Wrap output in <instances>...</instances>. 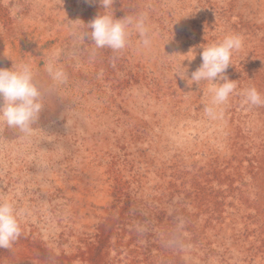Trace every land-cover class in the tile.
Instances as JSON below:
<instances>
[{
    "label": "rangeland",
    "instance_id": "374dc122",
    "mask_svg": "<svg viewBox=\"0 0 264 264\" xmlns=\"http://www.w3.org/2000/svg\"><path fill=\"white\" fill-rule=\"evenodd\" d=\"M263 9L264 0H114L110 12L117 19L146 17L151 39L143 46L130 27L127 47L114 52L95 49L68 28L70 20L94 19L99 0H0V68L31 65L43 104L31 137L0 125V199L21 213V235L11 248H0V264H103L108 256L131 264L137 253L138 264H148L151 252L155 264H182L172 249L183 222L194 235L182 247L200 258L204 253L209 264H255L264 251V218L250 211L249 223L237 227L236 205L247 196L257 206L264 197V106L244 104L239 93L255 87L264 96ZM77 25L78 33L88 31ZM233 33L243 37V47L226 74L237 89L211 119L204 112L211 85L189 86L174 73L181 54L196 50L194 63L184 61L190 76L202 63L200 47ZM49 61L65 71V83H53ZM240 134L236 153L231 141ZM234 225L238 240L248 242L241 262L231 250ZM206 232L216 239L210 245L203 243ZM112 244H120L117 251H107Z\"/></svg>",
    "mask_w": 264,
    "mask_h": 264
},
{
    "label": "clouds",
    "instance_id": "9594fccd",
    "mask_svg": "<svg viewBox=\"0 0 264 264\" xmlns=\"http://www.w3.org/2000/svg\"><path fill=\"white\" fill-rule=\"evenodd\" d=\"M102 11L90 22L85 24L77 19L68 25L73 36L77 39H90L95 49L109 48L119 52L127 47L130 27L139 34L140 43L147 47L151 43L149 28L146 25V17L141 14L138 17L124 16L117 19L110 12L114 0H99ZM82 22L88 31L80 34L77 32V22ZM200 47V46H199ZM243 47V37L239 34H227L216 43L200 47L201 65L188 74V67L184 61L191 63L196 58L195 48L189 49L174 75L180 77L191 86L200 85L207 81L211 87L210 104L204 107L205 114L216 119L222 113H218V106L228 102L229 97L236 92L237 83L228 78L226 70L232 65V56ZM45 70L54 84H63L67 75L62 68L56 66L53 61L45 64ZM243 103L251 106H264V96L255 87L242 90ZM41 91L34 83V73L29 64H15L12 67L0 68V125L17 128L25 137L33 134V125L36 124L43 109ZM21 215L13 203L7 199H0V248L9 249L21 235Z\"/></svg>",
    "mask_w": 264,
    "mask_h": 264
},
{
    "label": "bare ground",
    "instance_id": "6f19581e",
    "mask_svg": "<svg viewBox=\"0 0 264 264\" xmlns=\"http://www.w3.org/2000/svg\"><path fill=\"white\" fill-rule=\"evenodd\" d=\"M259 1V0H258ZM254 2V1H253ZM257 5V4H256ZM51 6V5H50ZM245 7V6H244ZM48 8V7H47ZM256 8V7H255ZM263 8V7H262ZM246 9V8H245ZM49 10V9H48ZM60 10V9H59ZM58 10V11H59ZM63 10V9H62ZM264 10V9H263ZM50 11V10H49ZM58 11H57V13H58ZM240 11V10H239ZM242 11V10H241ZM240 11V12H241ZM248 11V10H247ZM60 12H62V11H60ZM245 12V11H244ZM264 12V11H263ZM63 13V12H62ZM62 13H59V14H62ZM65 13V12H64ZM50 14V13H49ZM52 14H53V12H52ZM57 15V14H56ZM51 16V15H50ZM63 16V15H62ZM58 17V16H57ZM262 17V16H261ZM255 18V17H254ZM258 18V17H257ZM29 22H30V20H29ZM33 23V22H32ZM35 24V23H34ZM48 24V23H47ZM249 24V23H248ZM247 24V25H248ZM50 25V24H49ZM254 25V24H253ZM252 25V26H253ZM31 26V25H30ZM46 26V25H45ZM39 27V26H38ZM46 27H48V26H46ZM243 27V26H242ZM30 28V27H29ZM36 28H37V26H36ZM41 28H42V26H41ZM40 28V29H41ZM51 28V27H50ZM229 28V27H228ZM247 28V27H246ZM44 29V28H43ZM243 29V28H242ZM47 30V29H46ZM230 30V29H229ZM262 30H264V29H262ZM41 31V30H40ZM49 31V30H48ZM244 31V30H243ZM262 32V31H261ZM47 34V33H46ZM254 34V33H253ZM227 35V34H226ZM264 37V36H263ZM223 39V38H222ZM249 44V43H248ZM245 45V44H244ZM260 46V45H259ZM245 50H246V48H245ZM248 50V49H247ZM9 51V50H8ZM12 53V52H11ZM0 54H1V52H0ZM178 55V54H177ZM180 55V54H179ZM175 58V57H174ZM165 59V58H164ZM5 60V59H4ZM9 60V59H8ZM175 60V59H174ZM196 60V59H195ZM2 62V61H1ZM161 63V62H160ZM177 63V62H176ZM193 63H194V61H193ZM244 63V62H243ZM252 63V62H251ZM185 64V63H184ZM186 64H188V63H186ZM191 65V64H190ZM251 65V64H250ZM162 66V65H161ZM166 66V65H165ZM177 66V65H176ZM179 66V65H178ZM2 67V66H1ZM152 67V66H151ZM255 67H256V65H255ZM152 68H154V67H152ZM157 71V70H156ZM159 71V70H158ZM168 71V70H167ZM190 71V70H189ZM188 71V72H189ZM164 72V71H163ZM165 73V72H164ZM171 74V73H170ZM262 74V73H261ZM165 75V74H164ZM159 76V75H158ZM175 76V75H174ZM171 78V77H170ZM260 78V77H259ZM176 79V78H175ZM185 82V81H184ZM203 82V81H202ZM181 84V83H180ZM256 84V83H255ZM254 84V85H255ZM258 85V84H257ZM174 86V85H173ZM177 86V85H176ZM175 86V87H176ZM185 87V86H184ZM181 88V87H180ZM185 89H187V88H185ZM190 89V88H189ZM262 89H264V88H262ZM189 91V90H188ZM259 92V91H258ZM231 98H233L232 96H231ZM168 100V99H167ZM186 100V99H185ZM205 100V99H204ZM207 100V99H206ZM169 101H170V99H169ZM184 101V100H183ZM190 101V100H189ZM230 101V100H229ZM228 101V102H229ZM241 101V100H240ZM176 102V101H175ZM231 102V101H230ZM166 103H167V101H166ZM176 103H178V101L176 102ZM180 103V102H179ZM210 103V102H209ZM183 104V103H182ZM181 104V105H182ZM174 105V104H173ZM169 107V106H168ZM223 107V106H222ZM171 108H172V106H171ZM175 108V107H174ZM231 108V107H230ZM222 110H223V108H222ZM224 112V111H223ZM202 113V112H201ZM241 113V112H240ZM246 114V113H245ZM258 115V114H257ZM203 117V116H202ZM262 117V116H261ZM166 118V117H165ZM224 118V117H223ZM231 118V117H230ZM229 118V119H230ZM254 118V117H253ZM260 118V117H259ZM164 119V118H163ZM252 119V118H251ZM249 120V119H248ZM260 120V119H259ZM191 122V121H190ZM223 122V121H222ZM226 122V121H225ZM229 122V121H228ZM263 122V121H262ZM213 123V122H212ZM224 123V122H223ZM230 123V122H229ZM232 123V122H231ZM248 123V122H247ZM246 124V123H245ZM263 124H264V122H263ZM196 125V124H195ZM210 125V124H209ZM236 125V124H235ZM243 125V124H242ZM193 126V125H192ZM201 126V125H200ZM203 126V125H202ZM218 126H220V125H218ZM227 126V125H226ZM237 126V125H236ZM244 127V126H243ZM164 128V127H163ZM230 128V127H229ZM237 129V128H236ZM240 129V128H239ZM255 129V128H254ZM210 129H208V131H209ZM228 130V129H227ZM232 130V129H231ZM258 130V129H257ZM226 131V130H225ZM233 131H235V130H233ZM240 131V130H239ZM215 132H217V131H215ZM241 132V131H240ZM258 132H259V130H258ZM199 133H200V131H199ZM227 133H229V132H227ZM212 134V133H211ZM238 134V133H237ZM257 134V133H256ZM255 134V135H256ZM157 135V134H156ZM187 135V134H186ZM252 135V134H251ZM231 136V135H230ZM229 136V137H230ZM219 137H221V136H219ZM236 137V136H235ZM256 137V136H255ZM212 138V137H211ZM224 138V137H223ZM243 138H245V136L244 137H242V135L240 134V137H239V140H235L236 142H232L231 141V145H234V152H238L239 150H240V148H241V146H242V142H239L240 141V139H243ZM214 139V138H213ZM248 140H249V138H248ZM261 140V139H260ZM226 141V140H225ZM233 141H234V138H233ZM194 142V141H193ZM204 142V141H203ZM201 143V142H200ZM245 143V142H244ZM263 145V144H262ZM258 146V145H257ZM256 146V147H257ZM195 148V147H194ZM198 148V147H197ZM230 148V147H229ZM228 148V149H229ZM253 148V147H252ZM16 149V148H15ZM159 149V148H158ZM205 149V148H204ZM244 149V148H243ZM246 149V148H245ZM209 150V149H208ZM177 151V150H176ZM197 151V150H196ZM212 152V151H211ZM253 152V151H252ZM262 152H264V151H262ZM209 153H210V151H209ZM213 153V152H212ZM216 153V152H215ZM220 153V152H219ZM232 153V152H231ZM249 153V152H248ZM259 153V152H258ZM20 154H22V153H20ZM158 154V153H157ZM221 154V153H220ZM230 154V153H229ZM235 154V153H234ZM156 155V154H155ZM215 155V154H214ZM222 155V154H221ZM226 155V154H225ZM240 155V154H239ZM191 156V155H190ZM202 156V155H201ZM237 156V155H236ZM187 157V156H186ZM232 157V156H231ZM239 157V156H238ZM241 157V156H240ZM155 158V157H154ZM20 159V158H19ZM217 159V158H216ZM220 159V158H219ZM228 159V158H227ZM233 159V158H232ZM8 160V159H7ZM173 160V159H172ZM199 160V159H198ZM231 160V159H230ZM191 161V160H190ZM234 161V160H233ZM236 161V163L239 161L238 159H236L235 160ZM234 161V162H235ZM246 161V160H245ZM20 162V161H19ZM28 162V161H27ZM146 162V161H145ZM184 162V161H183ZM189 162V161H188ZM221 162H223V157L221 158ZM230 162V161H229ZM35 163V162H34ZM42 163V162H41ZM147 163V162H146ZM172 163V162H171ZM209 163V162H208ZM226 163V162H225ZM243 163V162H242ZM258 163V162H257ZM17 164V163H16ZM33 164V163H32ZM180 164V163H179ZM27 165V164H26ZM173 165V164H172ZM238 165H240V164H238ZM261 165V164H260ZM40 166H41V164H40ZM163 166V165H162ZM263 166V165H262ZM24 167V166H23ZM22 167V168H23ZM29 167V166H28ZM35 167V166H34ZM42 167V166H41ZM228 167H229V163H228ZM244 167V166H243ZM19 168V167H18ZM171 168V167H170ZM176 168V167H175ZM180 168V167H179ZM222 168V167H221ZM220 168V169H221ZM235 168V167H234ZM37 169V168H36ZM167 169V168H166ZM174 169V168H173ZM201 169V168H200ZM212 169V168H211ZM214 169V168H213ZM245 169V168H244ZM28 170V169H27ZM40 170V169H39ZM43 170H44V167H43ZM56 170V169H55ZM159 171H158V173H159V176L161 177L162 176V173L164 172V167H162L161 169H158ZM177 170V169H176ZM238 170V169H237ZM263 170V169H262ZM20 171V170H19ZM26 171V170H25ZM48 171V170H47ZM53 171V170H52ZM169 171V170H168ZM194 171V170H193ZM207 171V170H206ZM229 171V170H228ZM241 171V170H240ZM246 171V170H245ZM261 171V170H260ZM17 172V171H16ZM43 172V171H42ZM50 172V171H49ZM58 172V171H57ZM258 172V171H257ZM263 172V171H262ZM15 173V172H14ZM20 173H21V171H20ZM32 173V172H31ZM139 173V172H138ZM169 173H171V172H169ZM175 173V172H174ZM173 173V174H174ZM188 173V172H187ZM196 173V172H195ZM198 173V172H197ZM228 173H230V172H228ZM237 173V172H236ZM243 173V172H242ZM249 173V172H248ZM261 173V172H260ZM98 174V173H97ZM143 174V173H142ZM182 174H184V173H182ZM194 174V173H193ZM217 174V173H216ZM225 174V173H224ZM235 174V173H234ZM239 174H241V173H239ZM39 175V174H38ZM57 175V174H56ZM181 175V174H180ZM197 175V174H196ZM199 175V174H198ZM220 175V174H219ZM242 175V174H241ZM18 176V175H17ZM26 176V175H25ZM24 176V177H25ZM35 176V175H34ZM34 176H32V177H34ZM190 176V175H189ZM195 176V175H194ZM212 176V175H211ZM214 176V175H213ZM48 177V176H47ZM175 177V176H174ZM182 177V176H181ZM186 177V176H185ZM193 177V176H192ZM199 177V176H198ZM140 178V177H139ZM206 178V177H205ZM220 178V177H219ZM252 178V177H251ZM254 178V177H253ZM18 179V178H17ZM35 179V178H34ZM54 179V178H53ZM164 179V178H163ZM171 179V178H170ZM190 179V178H189ZM188 179V180H189ZM193 179V178H192ZM213 179V178H212ZM25 180H28V179H25ZM43 180V179H42ZM174 180V179H173ZM177 180V179H176ZM179 180V179H178ZM177 180V181H178ZM196 180V179H195ZM207 180V179H206ZM225 180V179H224ZM251 180V179H250ZM253 180V179H252ZM14 181H15V179H14ZM56 181V180H55ZM137 181V180H136ZM155 181V180H154ZM205 181V180H204ZM217 181V180H216ZM263 181V180H262ZM21 182V181H20ZM43 182V181H42ZM59 182V181H58ZM135 182V181H134ZM185 182V181H184ZM188 183H189V181H187ZM44 183V182H43ZM160 183H161V180H160ZM163 183V182H162ZM180 183V182H179ZM217 183V182H216ZM219 183V182H218ZM217 183V184H218ZM224 183V182H223ZM232 183V182H231ZM257 183V182H256ZM41 184V183H40ZM182 184V183H181ZM193 184V183H192ZM16 185V184H15ZM21 185V184H20ZM91 185V184H90ZM145 185V184H144ZM161 185V184H160ZM154 186V185H153ZM170 186V185H169ZM175 186H177L176 184H175ZM183 186V185H182ZM188 186V185H187ZM190 186V185H189ZM189 186H188V188H189ZM254 186V185H253ZM252 186V187H253ZM71 187V186H70ZM69 187V188H70ZM85 187V186H84ZM143 187V186H142ZM193 187V186H192ZM204 187H206V186H204ZM209 187V186H208ZM256 187H257V185H256ZM72 188V187H71ZM88 188H89V185H88ZM96 188H99V187H96ZM170 188V187H169ZM172 188V187H171ZM184 188H186V187H184ZM262 188V187H261ZM94 189V188H93ZM154 189V188H153ZM220 189V188H219ZM86 190V189H85ZM88 190V189H87ZM193 190V189H192ZM199 190V189H198ZM227 190V189H226ZM226 190H225V192H226ZM75 191V190H74ZM79 191V190H78ZM211 191V190H210ZM246 191H248V190H246ZM69 192H71V191H69ZM82 192H84V191H82ZM99 192H101V191H99ZM177 192V191H176ZM181 192V191H180ZM186 192V191H185ZM188 192V191H187ZM231 192V191H230ZM252 192V194H255V191L253 190V191H251ZM81 193V192H80ZM168 193V192H167ZM199 193V192H198ZM79 194V193H78ZM87 194V193H86ZM186 194V193H185ZM227 194V193H226ZM257 194H259V192H257ZM81 195V194H80ZM170 195V194H169ZM180 195V194H179ZM179 195H178V197H179ZM183 195V194H182ZM190 195H191V193H190ZM189 195V196H190ZM202 195V194H201ZM210 195V194H209ZM218 195V194H217ZM220 195V194H219ZM176 196V195H175ZM175 196H173V197H175ZM211 196V195H210ZM214 196V195H213ZM242 196V195H241ZM248 196H252V195H248ZM83 198V197H82ZM97 198V197H96ZM95 198V199H96ZM100 198V197H99ZM159 198V197H158ZM181 198V197H180ZM86 199V198H85ZM91 199V198H90ZM93 199V198H92ZM169 199V198H168ZM175 199V198H174ZM187 199V198H186ZM202 199V198H201ZM205 199V198H204ZM217 199V198H216ZM195 200V199H194ZM197 200V199H196ZM200 200V199H199ZM234 200V199H233ZM260 200V199H259ZM185 201V200H184ZM210 201V200H209ZM215 201V200H214ZM220 201V200H219ZM98 202V201H97ZM194 202V201H193ZM217 202V201H216ZM184 203V202H183ZM190 203V202H189ZM200 203V202H199ZM229 203V202H228ZM254 202H252V199L251 198H247V196H244V197H242V199H241V202L240 203H237V205H236V208H241V211H240V213H241V216L240 217H238V221H239V224H237V227H238V225H242V223L244 222L246 225L249 223V221H247V220H245L246 218H248V215H249V212L250 211H255V214H257L258 216H259V218L262 220L263 218H264V197H263V200H262V202H258V204H257V206H255V205H252ZM175 204V203H174ZM180 204V203H179ZM196 204V203H195ZM214 204V203H213ZM227 204V203H226ZM230 204V203H229ZM188 205V204H187ZM217 205V204H216ZM185 206V205H184ZM189 206V205H188ZM193 206V205H192ZM191 206V207H192ZM195 206V205H194ZM202 206V205H201ZM201 206H200V208H201ZM222 206V205H221ZM227 206V205H226ZM229 207V206H228ZM185 208V207H184ZM197 208V207H196ZM205 208V207H204ZM198 209V208H197ZM249 209H251V210H249ZM196 210V209H195ZM220 210V209H219ZM189 211V210H188ZM197 212V211H196ZM211 213V212H210ZM162 214V213H161ZM218 214V213H217ZM224 214V213H223ZM210 215V214H209ZM216 215V214H215ZM207 216H208V214H207ZM230 216V215H229ZM238 216V215H237ZM237 216H236V218H237ZM212 217V216H211ZM225 217V216H224ZM166 218V217H165ZM173 218V217H172ZM182 218V217H181ZM181 218H178V219H181ZM258 218V219H259ZM188 219V218H187ZM187 219H185V220H187ZM193 219V218H192ZM209 219H210V217H209ZM226 219V218H225ZM259 219V220H260ZM188 221V220H187ZM186 221V222H187ZM236 221V220H235ZM170 222V221H169ZM196 222V221H195ZM205 222V221H204ZM204 222H202V221H199V226L201 227L202 226V228H204ZM81 223H82V225L84 224L85 226H87V225H89V221L88 220H86V219H84L83 220V222L81 221ZM207 223V222H206ZM217 223V222H216ZM222 223V222H221ZM225 223H227V222H225ZM195 224H197V223H195ZM194 225V224H193ZM77 226H78V224H77ZM163 226V225H162ZM206 226V225H205ZM224 226V225H223ZM229 226V225H228ZM174 227H175V225H174ZM234 227H235V225H234ZM237 227H235V230L233 229V230H230V233H231V231H233V234H234V238L232 239V242H231V247H232V251L234 252V254L235 253H237L238 254V257H239V261L241 262V260H242V254H243V252H245L246 251V247H247V245H248V242H243L242 240H238V237L240 236V233L239 232H235L238 228ZM209 228H210V226H209ZM189 226H188V224H186L185 222H183L182 224L180 223V225L178 226V230H176V232H175V240H176V243H177V246H176V248L173 250L172 249V252H175V254L177 255V258H179V260L181 261V263L182 264H209L208 263V261H207V258H206V255L203 253L201 256H202V258H200V255H197L194 251H189L188 249H186L184 246L182 247V245L184 244V242H186V241H191V237H192V235H194V234H191V232L189 233ZM218 229H219V227H218ZM253 229V228H252ZM170 230V229H169ZM198 230V229H197ZM200 230V229H199ZM216 230V229H215ZM220 230V229H219ZM200 232V231H199ZM224 232V231H223ZM228 232V231H227ZM142 233V232H141ZM144 233V232H143ZM163 233V232H162ZM187 233H188V236H187ZM198 233V232H197ZM150 234V233H149ZM181 234H186L185 236L186 237H183ZM190 234H191V236H190ZM206 234H207V232H206ZM46 235V234H45ZM45 235H43V236H45ZM141 234H139V236H140ZM221 235V234H220ZM242 235V234H241ZM263 235H264V233H263ZM136 236V235H135ZM138 236V237H139ZM222 236V235H221ZM153 237V236H152ZM169 237V236H168ZM194 237H196V236H194ZM204 237L205 238H203V243L204 244H209V243H211V242H215L216 241V239L215 238H213L214 236H211V235H204ZM227 237H229V236H227ZM45 238V237H44ZM51 238V237H50ZM136 238H137V236H136ZM143 238V237H142ZM141 238V239H142ZM251 238H253V237H251ZM43 239V238H42ZM48 239V238H47ZM52 239V238H51ZM110 239V238H109ZM138 239V238H137ZM162 239V238H161ZM201 239V238H200ZM255 239V238H254ZM261 239V238H260ZM50 240V239H49ZM74 240H76V239H74ZM140 240V239H139ZM159 240V239H158ZM226 240V239H225ZM259 240V239H258ZM118 241H119V239H118ZM166 241V240H165ZM189 241V242H190ZM46 242V241H45ZM112 242V241H111ZM197 242V241H196ZM217 242H220L219 240H217ZM251 242V241H250ZM249 242V243H250ZM261 242H262V240H261ZM51 243V242H50ZM55 243V242H54ZM65 243V242H64ZM70 243H71V241H70ZM69 243V244H70ZM202 243V242H201ZM200 243V244H201ZM56 244V243H55ZM72 244H73V241H72ZM260 244V243H259ZM54 245V244H53ZM210 245V244H209ZM250 245H251V243H250ZM261 245V244H260ZM259 245V246H260ZM61 246V245H60ZM135 246V245H134ZM156 246V245H155ZM258 246V245H257ZM110 248L107 250V251H111V250H114V251H117L118 250V248L120 247V244H112V245H110L109 246ZM122 247V246H121ZM198 247V246H197ZM204 247V246H203ZM206 247V246H205ZM257 248V247H256ZM210 249V248H209ZM250 249V248H249ZM207 250V249H206ZM214 250V249H213ZM197 251V250H196ZM199 251V250H198ZM210 251V250H209ZM226 251V250H225ZM254 251V250H253ZM256 251V250H255ZM259 251V250H258ZM105 252V251H104ZM112 252V251H111ZM142 252V251H141ZM160 252V251H159ZM18 253V252H17ZM16 253V254H17ZM23 253H25V251L23 252ZM28 253V252H27ZM32 253V252H31ZM110 253V252H109ZM136 253V252H135ZM208 253V252H207ZM257 253V252H256ZM211 254V253H210ZM216 254V253H215ZM26 255V254H25ZM33 255V254H32ZM137 255H138V253H137ZM137 255L136 256H133L134 257V259L132 260V262H131V264H138V262L136 261V258H137ZM142 255V254H141ZM221 255V254H220ZM219 255V256H220ZM249 255H250V253H249ZM20 256V255H19ZM108 256V255H107ZM184 256H186L187 258H185ZM210 256V255H209ZM229 256V255H228ZM10 257V256H9ZM12 257H13V255H12ZM184 257V258H183ZM213 257V256H212ZM216 257V256H215ZM253 257V256H252ZM3 258V257H2ZM5 258H6V256H5ZM166 258V257H165ZM224 258H226L225 256H224ZM255 258V257H254ZM12 259V258H11ZM15 259H16V257H15ZM25 259V258H24ZM100 259V258H99ZM146 259H147V262L146 263H148V264H155V256H154V254H152V252L151 253H149L148 254V256H146ZM210 259H211V257H210ZM238 259V258H237ZM247 259H249V258H247ZM21 260H23V259H21ZM28 260V259H27ZM39 260V259H38ZM121 259H118L117 257H115V258H112L111 256H108L106 259H105V261H104V263L103 264H120V261ZM7 261V260H6ZM29 261V260H28ZM124 261H126L125 259H124ZM227 261V260H226ZM249 261V260H248ZM247 261V262H248ZM1 262V261H0ZM8 262V261H7ZM6 262V263H7ZM11 262V261H10ZM16 262V261H15ZM220 261H218V263H219ZM22 263V262H21ZM31 263H35V262H31ZM211 263V262H210ZM218 263H216V264H218ZM227 263H229L228 261H227ZM28 264V263H27ZM158 264V263H157ZM219 264H225L224 263V260L223 261H221V263H219ZM255 264H264V251H262L261 253H257L256 254V258H255Z\"/></svg>",
    "mask_w": 264,
    "mask_h": 264
}]
</instances>
